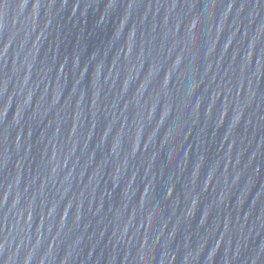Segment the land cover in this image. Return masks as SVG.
<instances>
[{
  "label": "water",
  "instance_id": "95a60500",
  "mask_svg": "<svg viewBox=\"0 0 264 264\" xmlns=\"http://www.w3.org/2000/svg\"><path fill=\"white\" fill-rule=\"evenodd\" d=\"M0 264H264V0H0Z\"/></svg>",
  "mask_w": 264,
  "mask_h": 264
}]
</instances>
